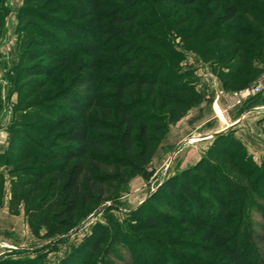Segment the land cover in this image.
I'll return each mask as SVG.
<instances>
[{
  "label": "rangeland",
  "instance_id": "1",
  "mask_svg": "<svg viewBox=\"0 0 264 264\" xmlns=\"http://www.w3.org/2000/svg\"><path fill=\"white\" fill-rule=\"evenodd\" d=\"M230 6L238 12L232 20L227 16ZM24 9L33 13L20 22ZM115 16L134 20L119 28ZM43 22L63 24L71 33L65 38ZM36 29L55 37L62 53L70 51L68 58L64 65L34 62L54 66V75L17 84L18 60L32 46ZM135 55L144 59L143 66L118 68L123 58ZM91 63L96 83L158 75L174 86L192 87L200 101L169 124L139 174L107 158L101 164L83 159L81 190L87 201L75 214V226L59 234L54 219H60L63 203L52 195V178L37 182L21 171L57 168L64 161L34 155L19 161L7 151L16 144V132L24 133L37 150L62 146L58 137L63 128L46 132L26 127L37 126L43 117L32 113L71 88ZM225 74L240 77L223 83L220 76ZM33 79L47 83L18 106L20 87ZM98 98L87 120L103 122L107 111L112 124L116 99L107 91H100ZM135 98L145 102L147 112H167L161 109L159 89L136 92ZM218 134L235 139L238 149L227 158L212 159L207 151ZM107 154L114 159L113 153ZM201 160H207L209 170L208 182L193 189L201 222L179 201L174 213L152 202L143 204L160 192L163 182ZM99 198L103 202L98 205ZM140 206L146 213L155 212L164 230L132 232L131 218ZM97 223H109L115 232L110 227L93 259L85 255L86 264H229L225 243L237 248L243 264L264 262V0H222L219 7L212 0H0V262L60 264L74 256ZM210 223L219 232L216 245L205 248L202 237ZM73 264L78 260L73 258Z\"/></svg>",
  "mask_w": 264,
  "mask_h": 264
},
{
  "label": "trees",
  "instance_id": "2",
  "mask_svg": "<svg viewBox=\"0 0 264 264\" xmlns=\"http://www.w3.org/2000/svg\"><path fill=\"white\" fill-rule=\"evenodd\" d=\"M221 1L212 0V3L219 7ZM32 13L31 10H22L20 22L24 17L30 18ZM227 13L228 19L232 20L238 12L234 6H230L227 9ZM133 20L134 18L130 16H115L113 18L114 24L119 28L132 24ZM40 22L42 21L40 20ZM44 25L57 30L59 35L65 38L69 37L71 33L64 29L63 24L46 22ZM35 28L33 26V29ZM123 31L121 30V34L125 35ZM30 32L35 33L33 30ZM36 32L32 46L23 51L18 60L17 84L28 77L42 75L51 77L54 75V66L33 65L34 62L52 60L56 65H64L68 58L70 51L62 53V50L58 49L59 42H57L55 37L37 29ZM77 49L78 46H75L74 52L77 53ZM143 62L144 59L142 61L141 57L137 55L129 56L121 60L118 68L122 71L131 70L134 63L137 65L139 63L140 66H143ZM241 64L243 65L244 63L241 62ZM94 73L95 66L91 63L84 68L79 77L75 78L74 85L71 88L63 90L64 92L62 91L59 96H55L50 104L40 107L38 112H31L32 115H36L35 117L41 116L43 118H39L37 126L26 127L28 131L32 130V128L35 130L42 129V131L46 132L63 128L58 137L62 146H53L49 150H37L31 146L29 139L26 138L24 133L16 132V144L12 145L7 151V153L18 157L19 161L23 157L34 155L43 159H56V157H59L66 164L57 168L42 166L21 171L22 175H25V177L31 176L37 182L46 177L52 178L50 183L52 184V195L55 194L63 203L60 219H54L59 225V229H57L59 234L75 226V214L82 203L87 201L86 195L81 190L84 174L83 159L101 164L105 163L107 158L120 165V167L129 168L132 175L139 174L142 167L150 162L155 148L168 130L169 124L177 122L193 104H197L200 101V97L194 92L192 87H187L186 85L174 86L173 82L167 79L159 80L158 75H128L117 80H115L116 78L114 80L111 79L110 83H96ZM239 77L238 74L237 76L225 74L220 76V80L223 83L226 81L227 83H235ZM12 83L15 89V81L13 79ZM46 83L41 79H33L27 84H23L18 93L17 105H21L36 91L43 89ZM151 89H159L162 92L161 109L162 111L167 110V112L161 114L154 110L147 112L145 110L147 109L145 102L139 98L136 100V92L142 93L143 90ZM100 91H107L116 99V103L113 106L115 120L112 124L108 121L113 120V115L107 111L104 113L103 120L105 121L103 122L99 120L88 121L86 118V114L97 107L96 102L99 99L98 94ZM44 118L49 119L48 122L44 121ZM236 149H238V144L235 139L218 134L207 154L212 159H217L218 157L227 158L232 155L230 151L236 152ZM108 152L113 153L114 159L110 156L107 157ZM72 161L75 164L69 167L68 165ZM208 174L207 160H201L192 169L163 182L159 186L160 192L152 194L143 204L152 202L157 209H170L174 213L176 212L174 203L176 201L182 202L183 205L185 204L194 210V221L199 223L202 220L199 212L194 208L197 202L193 189L200 185L202 186L201 181L206 180L208 182ZM102 202L103 199L99 198L97 204L99 205ZM141 206L133 213L134 216L131 220L135 222V225L130 224V230L134 233L148 229L164 230L163 222L154 215L155 212L146 213L141 210ZM179 220L181 223H186L181 217H179ZM110 227L109 223L106 225L95 224L91 234L84 240L80 249L73 253L74 256L60 264H73V258L78 260V264H86V262H83L86 254L89 255V259H93L102 244L107 240ZM113 231L115 232V227H113ZM218 232V228L214 224L210 223L205 227L202 237L204 244L207 245L205 248L216 245ZM227 246L228 244L226 243L223 245V255L228 259V263L243 264L237 248ZM7 263L0 262V264ZM11 264L28 263L12 261Z\"/></svg>",
  "mask_w": 264,
  "mask_h": 264
},
{
  "label": "crops",
  "instance_id": "3",
  "mask_svg": "<svg viewBox=\"0 0 264 264\" xmlns=\"http://www.w3.org/2000/svg\"><path fill=\"white\" fill-rule=\"evenodd\" d=\"M219 131H221V129H220ZM222 131H223V130H222ZM225 131H226V130H225ZM225 131H224V132H225Z\"/></svg>",
  "mask_w": 264,
  "mask_h": 264
}]
</instances>
